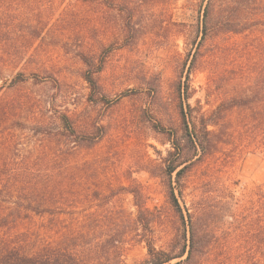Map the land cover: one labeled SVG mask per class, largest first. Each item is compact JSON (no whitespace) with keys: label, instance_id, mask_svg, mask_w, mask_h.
I'll return each mask as SVG.
<instances>
[{"label":"rangeland","instance_id":"obj_1","mask_svg":"<svg viewBox=\"0 0 264 264\" xmlns=\"http://www.w3.org/2000/svg\"><path fill=\"white\" fill-rule=\"evenodd\" d=\"M207 2L0 0V168L30 170L26 184L51 196V206L67 208L65 190L84 194L68 215L54 217L84 221L85 264H145L147 241L179 252L186 231L170 182L185 219L187 210H203L220 237L232 222L226 194L245 206L264 184V153L249 145L238 112L228 116L231 136L181 184L166 173L168 132L183 136L181 106H191V125L198 124L238 93L243 82L233 76L261 55L247 46L264 41V0L245 2V17L259 25L202 40ZM222 2L215 18L228 15ZM132 190L146 208L148 230L137 222ZM207 252L199 264L224 256L214 247Z\"/></svg>","mask_w":264,"mask_h":264},{"label":"trees","instance_id":"obj_2","mask_svg":"<svg viewBox=\"0 0 264 264\" xmlns=\"http://www.w3.org/2000/svg\"><path fill=\"white\" fill-rule=\"evenodd\" d=\"M220 1L228 2L222 10L228 15L215 18ZM245 2L246 0H208L202 40L213 32L243 34L256 24L259 25L261 20L245 17L248 7ZM247 47L250 52L260 50L261 55L258 62L252 60L242 72L233 76V79L243 82L235 96L221 102L210 116L202 115L198 124L193 125L190 120L191 106L189 105V112L181 106L183 136L179 139L168 132L172 150L165 159L166 173L170 179L175 174L176 185L181 184L195 164L215 154L227 141L226 137L231 136L233 124L228 118L231 113L238 112L244 116L238 126L246 128L249 145L264 153V41L258 47L251 44ZM196 61L197 55L194 54L192 62ZM85 77L92 88L98 87L92 73ZM179 91L181 93V88ZM162 131L166 132L165 128ZM71 133L75 135L76 132L72 130ZM74 139L80 144L84 143V136H75ZM86 140L89 145L97 142L92 137ZM31 175L34 176L30 170L4 172L0 168V264H85L84 221L65 224L54 217L59 214L68 215L71 211L67 210L68 207L84 200V194L65 190L62 196L67 198V208L51 206V196H44L26 184ZM169 187L173 204L180 213L186 231L184 244L179 252L173 253L158 250L152 242L147 241L148 259L145 264H171L176 259L179 261L174 264H199L207 257V251L211 247L224 253L216 264H264V184L252 193L257 199L253 200L251 197L245 206L231 192L226 194V204L232 205V213L229 215L232 222L229 223L225 237L216 234L213 226L207 223L203 210L195 213L187 210L185 219L172 182ZM131 193L134 194L138 209L137 222L144 230H148L150 221L139 191L132 190ZM46 216L54 218L43 224H38L35 220V217Z\"/></svg>","mask_w":264,"mask_h":264}]
</instances>
